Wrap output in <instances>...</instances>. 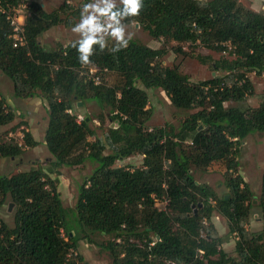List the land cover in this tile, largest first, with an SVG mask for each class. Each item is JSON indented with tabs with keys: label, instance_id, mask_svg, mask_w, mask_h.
<instances>
[{
	"label": "trees",
	"instance_id": "16d2710c",
	"mask_svg": "<svg viewBox=\"0 0 264 264\" xmlns=\"http://www.w3.org/2000/svg\"><path fill=\"white\" fill-rule=\"evenodd\" d=\"M0 3L8 11L23 0ZM144 4L140 16L126 23L138 24L177 54L187 55L186 46L227 51L231 57L213 65L222 74L193 82L178 66L163 64L165 47L155 50L132 40L118 53L97 50L93 63L82 67L74 42L54 50L40 42L51 28L72 27L78 20L75 9L71 18L62 17L72 9L65 5L49 13L31 2L27 44L15 48L13 28L0 11V72L12 82L16 99L41 97L47 103L45 146L50 154L48 169L0 175V214L13 204L14 218L11 227L0 216V264H82L80 242L92 243L96 233L114 238L105 245L112 264H264V172L259 232L249 229L255 194L239 174L240 146L251 134L264 136V95L257 108L231 106L253 93L249 73L264 76V15L239 0H144ZM91 67L99 69L101 81L102 75L113 73L118 82L96 84L81 75ZM157 89L175 108L197 110L178 132L149 125L154 112L148 91ZM79 102L83 108L95 102L108 111L97 119L103 123L111 118L117 127L102 129L100 136L90 116L78 120ZM15 113L0 97V128L13 123ZM23 125L27 124H18L12 133ZM22 131L27 147L39 145L28 130ZM188 138L191 143L186 144ZM17 140L15 136L6 142L0 136V158H22L24 149ZM137 155L143 158L142 166H117ZM86 162L93 171L79 186L74 209H67L58 189L60 169ZM214 163L225 165L223 196L198 183L193 174ZM153 195L168 196L169 205L157 208ZM215 214L227 220L229 235L237 237V257L222 248L225 240L213 223ZM72 249L77 255L69 258Z\"/></svg>",
	"mask_w": 264,
	"mask_h": 264
},
{
	"label": "rangeland",
	"instance_id": "374dc122",
	"mask_svg": "<svg viewBox=\"0 0 264 264\" xmlns=\"http://www.w3.org/2000/svg\"><path fill=\"white\" fill-rule=\"evenodd\" d=\"M36 1L45 3L43 8L49 13L59 10L60 7L64 5L67 7L66 10L72 8L68 9L66 14H62L63 18H67V16L71 18V10H79V6L85 2V0H71V2H69V0ZM239 1L243 7L251 10H253L252 8H255L259 13L264 15V0ZM23 2V5L30 4L31 2H34V0H23ZM14 14L16 16L24 15L25 10L18 9ZM77 21L78 20H75V23ZM128 30L133 33L132 41H136L155 50H161L165 47L166 54L163 57V61H165L163 64L169 67L178 66L181 73L189 76L193 82H204L221 75L222 73L220 71L214 69V61L231 57L229 53H219L203 47L188 48V46L185 47V51L188 52L187 55L177 54L171 49V45L165 44L161 40L153 39L147 31L136 23L129 24ZM76 38L75 34L71 32V27L59 25L43 33L40 42L46 49L54 50L61 45L66 46L69 43L74 42ZM109 45H112V41H109ZM2 76L3 75H0V97H4L6 105L14 108L17 113H15L16 118L13 123L0 128V136L5 141V137L10 135L11 132H14L12 130H15V126L25 123L27 125H23L24 130H28V127L30 126L39 128L40 135L38 140H40V143L35 149L29 147L24 149L23 156L20 159L12 160L0 158V175L11 176L12 174L40 167L48 169V158L50 157V154L42 143L46 128L45 126L49 120L45 107L38 104L39 106H35L34 108H27L25 104L17 103L15 99H13L12 92L14 93V90L10 79L6 76ZM102 77V81L108 86H113L118 82V76L113 73H106L102 75ZM247 78H249L252 83L253 93L249 94L242 102L232 103L231 106L242 109L257 108L262 103L264 95V76L249 73ZM148 93L150 96V107L154 112L153 117L149 122V125L152 127H166L168 131L173 130V132H178L180 124L190 114L197 111L180 110L175 108L161 89L149 90ZM76 110L75 114L77 113L79 118L90 116L93 119L92 125L100 136L103 134L102 129L117 127V123L111 121V118H106L103 123L97 119L102 114L108 115V111L102 110L95 102L87 103L85 108H83V106H76ZM19 132L14 135L17 136ZM89 140L92 142L94 141V138L90 137ZM245 142L240 146L239 158L241 168L239 174L244 178L245 182L249 184L255 194V207H253L252 210L253 215L249 222V229L253 232H259L263 226L258 204L261 196L262 175L264 172V136L261 133H254L251 134ZM189 143H191L190 138L186 141V144ZM142 161V156L137 155L118 162L117 166L140 167L142 166ZM93 168L94 166L90 162H86L85 165L78 167L60 169V176L61 179H64L65 185L61 187L59 186V189L65 208L70 210L74 209L78 198V188L83 184L85 178L92 173ZM225 170V165L223 163H214L205 171L194 170L193 174L198 183L210 186L219 196H223L227 193ZM51 177H56V175H51ZM10 205L4 207L0 216L6 220L8 225L13 227V208L10 210ZM159 208H163V203H161ZM216 216H219V219H217L218 221L216 220ZM213 222H215L217 231L219 234H222L221 236H223L225 240L222 248L230 256L237 257L235 252L237 237L235 235L229 236L227 220L222 216L215 214ZM91 239L93 240L92 243L82 241L79 248V253L82 256H87L89 258L88 264H112L111 253L105 248V245L109 241H113L114 238L112 236L107 237L96 233L92 235ZM82 264H85L84 260Z\"/></svg>",
	"mask_w": 264,
	"mask_h": 264
},
{
	"label": "clouds",
	"instance_id": "9594fccd",
	"mask_svg": "<svg viewBox=\"0 0 264 264\" xmlns=\"http://www.w3.org/2000/svg\"><path fill=\"white\" fill-rule=\"evenodd\" d=\"M144 7V0H85L79 6L78 21L71 27L77 37L73 47L81 66L91 65V57L97 50L118 53L126 49L133 38L126 21L138 18ZM109 41H112L111 47Z\"/></svg>",
	"mask_w": 264,
	"mask_h": 264
},
{
	"label": "built area",
	"instance_id": "2783aa9c",
	"mask_svg": "<svg viewBox=\"0 0 264 264\" xmlns=\"http://www.w3.org/2000/svg\"><path fill=\"white\" fill-rule=\"evenodd\" d=\"M24 3V2H23ZM20 4L18 7H14L8 11H6L4 8H2V5L0 3V11H2L3 13L7 14V19L9 20L12 28H13V35H12V39L14 42V47L18 48L21 46H24L27 44L26 41V35H25V23H26V18L28 16H30V13L28 12V6L29 4H24L23 5ZM18 9H24L25 10V14L21 15V16H16L14 13L17 12ZM225 46L227 48H229V50L232 49V47L230 46V44H225ZM228 52L225 51L224 54H227ZM98 68L96 67H91L88 69L87 72L82 71L81 75L82 76H86L89 80L94 81L96 84H99L101 82V78L100 76H98ZM105 72L107 70H104ZM83 118H79L78 120L81 121ZM24 129V128H22ZM22 133V134H21ZM15 137L14 133H10V135H7L6 138V142H11L12 139ZM17 137V142L19 144V146L23 147V149L27 148V145L25 144V140H24V133L22 130H20L19 134L16 136ZM153 198L155 199V205L157 208L160 207L161 203H163V208L165 209L168 205H169V198L168 196H164L163 199H159L158 197L153 195ZM212 203H214L213 201H211ZM161 209V208H160ZM62 237H65V234L62 233ZM155 244V242H152L150 244V246H153ZM70 255L68 256L69 258L71 257H76V256H72L71 254L77 255V253L72 249L71 252L69 253ZM79 264V263H78Z\"/></svg>",
	"mask_w": 264,
	"mask_h": 264
},
{
	"label": "crops",
	"instance_id": "0c3cea01",
	"mask_svg": "<svg viewBox=\"0 0 264 264\" xmlns=\"http://www.w3.org/2000/svg\"><path fill=\"white\" fill-rule=\"evenodd\" d=\"M34 2H37V3H39V4H41L43 7H44V5H45V3H42V2H39V1H36V0H34ZM253 9V11H255V12H258L259 13V11L258 10H256L255 8H252ZM165 62V61H164ZM1 73V72H0ZM0 75H3L2 73L0 74ZM4 76V75H3ZM2 76V77H3ZM11 84H12V82H11ZM12 88H13V84H12ZM12 94H13V97H14V93L12 92ZM13 99H15V101L17 102V103H20V104H25V106H27V108H34L35 106H39L38 104H40V105H43L42 107H45V111H46V113H47V103L41 98V97H34V98H30V99H27V100H24V99H16L15 97L13 98ZM34 105V106H33ZM29 106V107H28ZM36 111V110H35ZM39 123V122H38ZM30 126V125H29ZM47 126H48V123L46 124V128H45V132H44V137H43V145H45V133H46V130H47ZM28 131L32 134V136H33V138L38 142V143H40V140H38V137H39V135H40V130H39V128H35L34 126H30V127H28ZM246 143V142H245ZM46 147V146H45ZM35 149V148H34ZM48 160H50V157L48 158ZM39 161H41V160H39ZM63 177V176H62ZM65 178V177H64ZM66 179V178H65ZM59 186L61 187V186H63V185H65V182H64V179H61V176H59ZM59 186H58V189H59ZM59 192H60V189H59ZM62 196V195H61ZM217 219H219V216H216V220ZM218 221V220H217ZM214 224H215V222H213ZM216 225V224H215ZM222 234H220V236H221ZM230 236V235H229ZM223 237V236H222ZM82 241H85V240H82ZM81 241V242H82ZM80 242V243H81ZM86 242V241H85ZM83 257V260H84V263L85 264H88L89 263V258L87 257V256H82Z\"/></svg>",
	"mask_w": 264,
	"mask_h": 264
},
{
	"label": "water",
	"instance_id": "95a60500",
	"mask_svg": "<svg viewBox=\"0 0 264 264\" xmlns=\"http://www.w3.org/2000/svg\"><path fill=\"white\" fill-rule=\"evenodd\" d=\"M76 106L81 107L83 106V103L79 102ZM12 208H13V204L10 205V210H12Z\"/></svg>",
	"mask_w": 264,
	"mask_h": 264
}]
</instances>
